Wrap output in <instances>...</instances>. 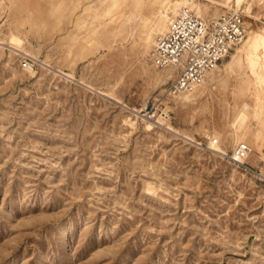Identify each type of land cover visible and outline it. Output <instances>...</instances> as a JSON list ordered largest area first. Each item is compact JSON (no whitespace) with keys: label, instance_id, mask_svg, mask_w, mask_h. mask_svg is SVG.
Segmentation results:
<instances>
[{"label":"rangeland","instance_id":"1","mask_svg":"<svg viewBox=\"0 0 264 264\" xmlns=\"http://www.w3.org/2000/svg\"><path fill=\"white\" fill-rule=\"evenodd\" d=\"M189 1L248 32L182 100L160 0H0V264H264V86L228 65L264 0Z\"/></svg>","mask_w":264,"mask_h":264},{"label":"built area","instance_id":"2","mask_svg":"<svg viewBox=\"0 0 264 264\" xmlns=\"http://www.w3.org/2000/svg\"><path fill=\"white\" fill-rule=\"evenodd\" d=\"M247 32L248 24L234 10L206 18L182 8L171 18L165 32L156 38L150 58L156 67H166L172 71L169 93L188 92L229 55ZM23 65L32 66L28 60H24ZM248 152L249 148L241 145L231 158L250 169L244 164ZM235 154L243 160L235 158Z\"/></svg>","mask_w":264,"mask_h":264},{"label":"bare ground","instance_id":"3","mask_svg":"<svg viewBox=\"0 0 264 264\" xmlns=\"http://www.w3.org/2000/svg\"><path fill=\"white\" fill-rule=\"evenodd\" d=\"M188 3H190L189 0H178V1L174 2L173 4L171 3L170 0H160V4L163 5V9H161L158 13L159 22L155 25V29L158 30L157 33L158 34L164 33L165 21H166V19L170 18L169 14H168L169 11L174 12L176 10V6L179 4H180L179 5L180 10L182 8H187ZM141 8H143V7H141ZM166 29H167V27H166ZM9 38L11 39V40L9 39L10 41H16L15 43H18L22 40L13 34ZM146 39H148V36L146 37ZM149 39L152 42H155V40H153L152 38H149ZM12 45H14V44H12ZM18 45H20V44H18ZM231 63H235L237 65H239L241 63L246 64V66L251 68V71L254 74V76L257 78V81L260 82L261 84H263V86H264V28L251 31V33L243 40L241 46L238 47L236 49V51L231 55V60L228 62V65L230 66ZM211 72H212V70L209 71L206 76H210V74H212ZM203 81H204V79H203ZM198 85L199 84L194 85L191 89L192 92L184 93L183 95L180 96V98L182 100H187L191 94H194ZM113 96H114L113 94H110V97H113ZM259 97H260V99H262V102L264 105V88L262 89ZM133 110L136 112V114L138 112H140L139 111L140 109H138V110L133 109ZM260 113L258 115H260ZM141 115H143V114H141ZM247 116L248 115L244 111H241L240 113L237 114L235 121L238 125V128L241 127V125L244 123L245 119H247L246 118ZM149 117H151V115H149ZM159 123L164 127L167 124V122H164V121H160ZM168 127H165V128H168ZM186 138H188L190 141L193 140L192 136H190V135L187 136ZM217 142H218L217 138H214L212 141V143H217ZM249 150L251 151V149H249ZM217 151L223 152V150L220 147L217 149ZM234 157L240 161L243 160L242 157H239L236 154L234 155ZM62 229L64 230L65 227H62ZM60 233L64 234V231H61ZM63 242H65V236L64 235H63Z\"/></svg>","mask_w":264,"mask_h":264}]
</instances>
